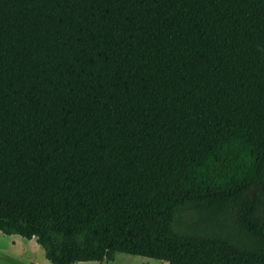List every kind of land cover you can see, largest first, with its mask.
Masks as SVG:
<instances>
[{
	"label": "trees",
	"instance_id": "trees-1",
	"mask_svg": "<svg viewBox=\"0 0 264 264\" xmlns=\"http://www.w3.org/2000/svg\"><path fill=\"white\" fill-rule=\"evenodd\" d=\"M0 231L264 264V0H0Z\"/></svg>",
	"mask_w": 264,
	"mask_h": 264
},
{
	"label": "crops",
	"instance_id": "crops-1",
	"mask_svg": "<svg viewBox=\"0 0 264 264\" xmlns=\"http://www.w3.org/2000/svg\"><path fill=\"white\" fill-rule=\"evenodd\" d=\"M124 255L128 254H117L113 262L76 264H117L120 258L125 257ZM0 264H51V262L46 258L45 251L35 238L29 240L20 235L8 236L0 231Z\"/></svg>",
	"mask_w": 264,
	"mask_h": 264
},
{
	"label": "rangeland",
	"instance_id": "rangeland-1",
	"mask_svg": "<svg viewBox=\"0 0 264 264\" xmlns=\"http://www.w3.org/2000/svg\"><path fill=\"white\" fill-rule=\"evenodd\" d=\"M194 220H197V218L193 217V215L186 213L183 214L179 218V227L182 229L189 230V227L193 225ZM125 257L120 258L117 261V264H163L162 261L152 260V259H146L139 256H132V255H124Z\"/></svg>",
	"mask_w": 264,
	"mask_h": 264
},
{
	"label": "built area",
	"instance_id": "built-area-1",
	"mask_svg": "<svg viewBox=\"0 0 264 264\" xmlns=\"http://www.w3.org/2000/svg\"><path fill=\"white\" fill-rule=\"evenodd\" d=\"M164 264H168V263L164 262Z\"/></svg>",
	"mask_w": 264,
	"mask_h": 264
}]
</instances>
